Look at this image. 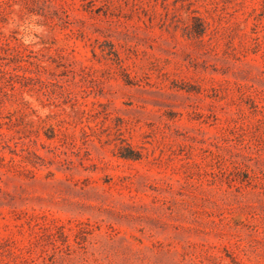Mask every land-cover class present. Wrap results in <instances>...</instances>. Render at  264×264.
I'll return each mask as SVG.
<instances>
[{"label":"rangeland","instance_id":"obj_1","mask_svg":"<svg viewBox=\"0 0 264 264\" xmlns=\"http://www.w3.org/2000/svg\"><path fill=\"white\" fill-rule=\"evenodd\" d=\"M0 264H264V0H0Z\"/></svg>","mask_w":264,"mask_h":264}]
</instances>
